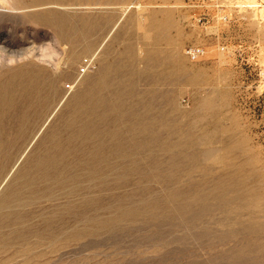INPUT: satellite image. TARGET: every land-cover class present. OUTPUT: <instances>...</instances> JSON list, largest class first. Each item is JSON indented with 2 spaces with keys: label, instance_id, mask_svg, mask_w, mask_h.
<instances>
[{
  "label": "rangeland",
  "instance_id": "374dc122",
  "mask_svg": "<svg viewBox=\"0 0 264 264\" xmlns=\"http://www.w3.org/2000/svg\"><path fill=\"white\" fill-rule=\"evenodd\" d=\"M0 52V264H264V0H0Z\"/></svg>",
  "mask_w": 264,
  "mask_h": 264
},
{
  "label": "bare ground",
  "instance_id": "6f19581e",
  "mask_svg": "<svg viewBox=\"0 0 264 264\" xmlns=\"http://www.w3.org/2000/svg\"><path fill=\"white\" fill-rule=\"evenodd\" d=\"M255 2V1H254ZM260 3V2H259ZM261 4V3H260ZM243 6H245L244 4H242ZM247 6H250V7H256V9L258 8L259 10H260V12H262V10H263V8H260V5L258 4V2L257 3H252L251 1L249 2V3H247ZM3 47V46H2ZM5 47V46H4ZM7 50V49H6ZM2 51V50H1ZM1 53V52H0ZM30 72V71H29ZM25 78V77H24ZM102 78V77H101ZM40 79V78H39ZM30 82V81H29ZM50 82V81H49ZM30 84V83H29ZM109 84V83H108ZM12 86H13V84H11ZM55 85V84H54ZM6 86H7V84H6ZM34 86V85H33ZM37 86V85H36ZM11 87V86H10ZM4 89H6V88H4ZM7 89H9V88H7ZM10 90V89H9ZM7 91V90H6ZM25 96V95H24ZM36 97V96H35ZM9 98V97H8ZM9 100H11V99H9ZM14 101V100H13ZM19 101V100H18ZM32 101V100H31ZM4 102V101H3ZM23 102V101H22ZM42 102V101H41ZM37 103V102H36ZM30 104V103H29ZM14 105V104H13ZM16 105V104H15ZM19 107V106H18ZM46 107V106H45ZM2 109H4V108H2ZM17 109V108H16ZM27 109H29V108H27ZM2 112H3V110H1ZM5 111V110H4ZM13 111V110H12ZM26 111V110H25ZM8 112V111H7ZM14 112V111H13ZM9 113H11L10 112V110H9ZM8 113V114H9ZM3 114H4V112H3ZM7 114V113H6ZM5 114V115H6ZM13 114V113H12ZM15 114H16V112H15ZM7 116V115H6ZM10 116V115H9ZM3 117V116H2ZM8 117V116H7ZM4 118V117H3ZM9 118V117H8ZM12 118L13 117H11L10 119H11V122L13 121L12 120ZM15 119V118H14ZM5 121L7 120L6 118L4 119ZM3 120V121H4ZM24 120V119H23ZM1 121V120H0ZM11 122H10V124H11ZM2 123H5V122H2ZM7 123V122H6ZM27 124V123H26ZM6 125V124H5ZM9 126V125H8ZM8 126H6V127H8ZM94 126V125H93ZM82 127V126H81ZM97 127V126H96ZM114 127V126H113ZM120 127V126H119ZM124 127V126H123ZM1 128V127H0ZM83 128V127H82ZM109 128V127H108ZM141 128V127H140ZM92 129V128H91ZM123 129V128H122ZM126 129H128V128H126ZM129 130V129H128ZM137 131V130H136ZM146 131V130H145ZM88 132H89V130H88ZM131 132V131H130ZM90 133V132H89ZM148 133V132H147ZM94 134V133H93ZM104 134V133H103ZM123 135V134H122ZM124 135H125V133H124ZM145 135V134H144ZM126 136V135H125ZM112 137V136H111ZM152 139V138H151ZM3 140V139H2ZM1 140V141H2ZM5 140H6V138H5ZM5 140H3L2 142L4 143V141ZM86 140V139H85ZM89 140V139H88ZM138 140V139H137ZM0 141V143H2ZM11 141V140H10ZM126 141V140H125ZM140 141V140H139ZM10 143V142H9ZM4 144H8V141H7V143L5 142ZM2 145V144H1ZM3 146V145H2ZM1 146V147H2ZM8 146V145H7ZM7 146H5V147H7ZM5 147L3 146V148L5 149ZM119 147V146H118ZM111 149V148H110ZM1 150V149H0ZM6 150V149H5ZM2 151V150H1ZM118 151V150H117ZM4 152V151H3ZM101 152V151H100ZM122 152H123V150H122ZM2 153V152H1ZM0 153V154H1ZM6 153V152H5ZM50 153V152H49ZM132 153V152H131ZM157 153V152H156ZM143 154V153H142ZM75 155V154H74ZM106 155V154H105ZM114 155V154H113ZM6 156V155H5ZM118 156V155H117ZM106 157V156H105ZM136 157V156H135ZM156 157V156H155ZM60 158V157H59ZM89 158V157H88ZM101 158V157H100ZM66 159V158H65ZM128 159V158H127ZM68 162V161H67ZM124 162V161H123ZM97 164V163H96ZM140 164V163H139ZM95 165V164H94ZM97 167V166H96ZM100 167V166H99ZM95 169V168H94ZM110 169V168H109ZM104 170V169H103ZM136 170V169H135ZM94 171V170H93ZM86 175H87V173H86ZM93 175V174H92ZM92 177V176H91ZM94 177V176H93ZM86 179V178H85ZM95 179V178H94ZM96 180V179H95ZM89 185V184H88Z\"/></svg>",
  "mask_w": 264,
  "mask_h": 264
},
{
  "label": "built area",
  "instance_id": "2783aa9c",
  "mask_svg": "<svg viewBox=\"0 0 264 264\" xmlns=\"http://www.w3.org/2000/svg\"><path fill=\"white\" fill-rule=\"evenodd\" d=\"M194 52H195V51H193V52H192V53H193V55H194ZM82 71H85V69H83Z\"/></svg>",
  "mask_w": 264,
  "mask_h": 264
}]
</instances>
